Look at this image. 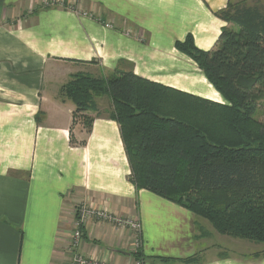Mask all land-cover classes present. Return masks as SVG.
<instances>
[{"label": "crops", "instance_id": "crops-1", "mask_svg": "<svg viewBox=\"0 0 264 264\" xmlns=\"http://www.w3.org/2000/svg\"><path fill=\"white\" fill-rule=\"evenodd\" d=\"M229 1L0 0V264H70L82 203L142 226L138 257L129 230L89 218L75 251L92 260L264 264L193 212L135 187L108 96L76 113L63 92L78 74L118 71L225 103L177 43L191 36L212 50L227 26L216 13Z\"/></svg>", "mask_w": 264, "mask_h": 264}, {"label": "trees", "instance_id": "trees-1", "mask_svg": "<svg viewBox=\"0 0 264 264\" xmlns=\"http://www.w3.org/2000/svg\"><path fill=\"white\" fill-rule=\"evenodd\" d=\"M216 16L227 26L212 50H199L191 36L177 49L225 103L118 71L107 79L78 74L63 92L76 113L96 109L97 97L111 99L137 189L193 212L221 235L264 243V121L255 117L264 93V8L230 0Z\"/></svg>", "mask_w": 264, "mask_h": 264}, {"label": "built area", "instance_id": "built-area-1", "mask_svg": "<svg viewBox=\"0 0 264 264\" xmlns=\"http://www.w3.org/2000/svg\"><path fill=\"white\" fill-rule=\"evenodd\" d=\"M106 27H110L107 25ZM76 217L73 231L72 260L70 264H108L107 262L92 260L78 250L75 251L83 238V229L89 218L96 217L98 221L105 225L114 226L118 229H127L133 238V248L136 253L142 247V226L139 220L114 215L105 209H95L82 203L76 207ZM74 250V252H73Z\"/></svg>", "mask_w": 264, "mask_h": 264}, {"label": "rangeland", "instance_id": "rangeland-1", "mask_svg": "<svg viewBox=\"0 0 264 264\" xmlns=\"http://www.w3.org/2000/svg\"><path fill=\"white\" fill-rule=\"evenodd\" d=\"M240 1H244V0H234V2H240ZM246 1L250 4H257L258 6L264 8V0H246ZM213 91H215V90H213ZM220 100H222V99H220ZM258 108L259 109L256 112L255 117L257 119H259L260 121H264V93L260 95ZM199 218H201V217H199ZM201 219H203V218H201ZM203 220H205V219H203ZM236 240H237V242H236L237 248L241 247V248H243L244 251H246L248 253L257 252V253H254V256H256V257L258 255H262L264 253V243H256V242H252V241H248V240H242V239H236ZM243 241L247 242V243H244ZM239 242H243V243H239ZM261 257H264V256H261ZM261 257H258V258H261Z\"/></svg>", "mask_w": 264, "mask_h": 264}]
</instances>
